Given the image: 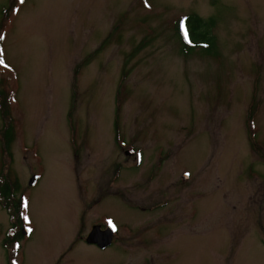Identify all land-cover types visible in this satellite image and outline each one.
Returning a JSON list of instances; mask_svg holds the SVG:
<instances>
[{
	"label": "rangeland",
	"instance_id": "374dc122",
	"mask_svg": "<svg viewBox=\"0 0 264 264\" xmlns=\"http://www.w3.org/2000/svg\"><path fill=\"white\" fill-rule=\"evenodd\" d=\"M0 36V264H264V0H0Z\"/></svg>",
	"mask_w": 264,
	"mask_h": 264
},
{
	"label": "trees",
	"instance_id": "16d2710c",
	"mask_svg": "<svg viewBox=\"0 0 264 264\" xmlns=\"http://www.w3.org/2000/svg\"><path fill=\"white\" fill-rule=\"evenodd\" d=\"M215 20L213 18H210L208 23L210 25L214 24ZM176 33L180 37L183 44H185V49L188 51L192 50L195 47L204 46V48L210 49V44H205V41L209 39V36L204 35L201 31L203 30V27L207 25V22L201 18H194L190 16H183L178 19L176 22ZM186 25L187 31L189 34V40L191 42L184 41V36L182 34V25ZM208 38V39H207ZM2 82L0 81V85ZM0 111L1 113L9 117V102H8V95L6 91L0 86ZM251 127V126H250ZM254 129V126L251 127ZM12 124L9 123L8 126H6L3 130V141H4V149L9 153V145L13 138V131H12ZM256 140V137L254 138ZM17 184L15 181L11 179L10 171L3 172V175H0V205L2 208L9 212V215L11 219H15L17 217L16 224H12L14 227H16L17 230H14V234L11 237H8V241L12 242L18 241L21 238V234L18 231V227L20 225L19 223V216L21 214V202H22V196L23 194L18 195V198L16 196L17 193ZM19 224H18V223ZM12 226V227H13ZM6 245V244H5Z\"/></svg>",
	"mask_w": 264,
	"mask_h": 264
},
{
	"label": "water",
	"instance_id": "95a60500",
	"mask_svg": "<svg viewBox=\"0 0 264 264\" xmlns=\"http://www.w3.org/2000/svg\"><path fill=\"white\" fill-rule=\"evenodd\" d=\"M125 153L131 154L130 151H126ZM35 178V175L31 176L28 184L33 185ZM112 235L113 229L110 225H108L106 229H101L99 225H95L87 234L85 241L89 244H96L98 247L104 248L111 243Z\"/></svg>",
	"mask_w": 264,
	"mask_h": 264
},
{
	"label": "snow or ice",
	"instance_id": "6c2138e0",
	"mask_svg": "<svg viewBox=\"0 0 264 264\" xmlns=\"http://www.w3.org/2000/svg\"><path fill=\"white\" fill-rule=\"evenodd\" d=\"M24 2H25V0H20L21 4L24 3ZM145 2L147 4V0H145ZM3 38H4L3 36H0V39H3ZM184 38H185V40H188V31H187V29L184 30ZM189 42H191V41H189ZM4 63H5V61H4V57H3V52L0 51V64H4ZM25 206L27 207V204ZM108 223L112 227L113 231H115L116 230L115 224L111 220H109Z\"/></svg>",
	"mask_w": 264,
	"mask_h": 264
},
{
	"label": "flooded vegetation",
	"instance_id": "af4514ba",
	"mask_svg": "<svg viewBox=\"0 0 264 264\" xmlns=\"http://www.w3.org/2000/svg\"><path fill=\"white\" fill-rule=\"evenodd\" d=\"M104 228H105V226L101 227V229H104ZM116 232H117V229H116ZM112 243H113V241H112ZM112 243H111V244H112ZM111 244H110V245H111ZM110 245H109V246H110ZM109 246H107V247H109ZM107 247H105L104 249H106Z\"/></svg>",
	"mask_w": 264,
	"mask_h": 264
},
{
	"label": "bare ground",
	"instance_id": "6f19581e",
	"mask_svg": "<svg viewBox=\"0 0 264 264\" xmlns=\"http://www.w3.org/2000/svg\"><path fill=\"white\" fill-rule=\"evenodd\" d=\"M118 230V229H117Z\"/></svg>",
	"mask_w": 264,
	"mask_h": 264
}]
</instances>
